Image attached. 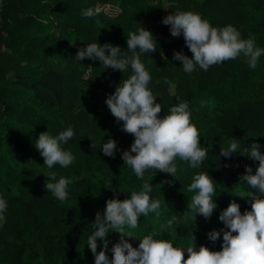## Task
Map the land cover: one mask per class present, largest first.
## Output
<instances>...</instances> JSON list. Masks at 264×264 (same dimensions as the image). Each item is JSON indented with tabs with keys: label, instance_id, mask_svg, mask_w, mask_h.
<instances>
[{
	"label": "trees",
	"instance_id": "trees-1",
	"mask_svg": "<svg viewBox=\"0 0 264 264\" xmlns=\"http://www.w3.org/2000/svg\"><path fill=\"white\" fill-rule=\"evenodd\" d=\"M88 8L97 14L84 17ZM177 10L198 12L216 27L230 24L242 38L252 36L264 48V0H0V196L8 204L0 227V264H94L87 240L97 211L102 213L110 198L122 200L131 190H140L144 180L152 184L151 198L161 201V215L140 216L136 229L126 227L136 236L124 237L133 247L142 236L155 233L176 246L194 239L197 248L203 244L218 251L223 232L216 242L207 233L224 229L220 212L232 200L241 212L251 209L249 198L239 195L253 190L239 179L246 165L255 172L258 161L240 152L255 142L264 154V55L255 69L241 54L207 71L197 65L192 73L184 72L173 59L174 51L192 53L183 35L173 37L162 22ZM140 27L157 40V50L140 53V58L162 106L160 115L186 101L201 146L208 150L199 168L177 160L176 176L150 169L140 180L123 164L122 152L130 149L134 137L122 130L106 97L132 74L131 67L121 73L104 69L99 60L75 58L79 48L91 43L118 45L122 56H131L127 35ZM84 93L92 94L91 103L82 102ZM69 126L74 136L61 146L75 160L67 168L57 164L48 169L36 139L40 132L56 136ZM109 138L117 142L114 157L102 152ZM233 140L240 145L237 152L220 155L221 147ZM49 171L57 179L62 175L74 181L63 202L46 191ZM199 172H208L216 188L217 207L210 219L189 209L193 193L186 189ZM173 217L170 228L161 227ZM106 239L111 260L120 233L109 232ZM97 244L100 251L99 238Z\"/></svg>",
	"mask_w": 264,
	"mask_h": 264
},
{
	"label": "clouds",
	"instance_id": "clouds-1",
	"mask_svg": "<svg viewBox=\"0 0 264 264\" xmlns=\"http://www.w3.org/2000/svg\"><path fill=\"white\" fill-rule=\"evenodd\" d=\"M96 14L92 8L82 12L86 18ZM162 22L170 26L173 37L183 35L192 53L191 57L183 51H174L173 54V59L181 62L186 73H192L197 65L207 71L210 66L234 60L241 54L246 58L248 66L255 69L258 59L264 55V48L256 46L254 37L242 38L240 31L230 24L213 26L198 12L177 10L165 16ZM126 44L131 56H122L120 46L111 43L87 44L79 48L75 56L77 61L85 58L99 60L104 69L110 67L121 73L128 66L132 69V74L120 81L115 91L106 97L111 114L117 122H122V130L134 137L130 149L122 152L123 164L128 165L140 180H144L145 172L150 169L176 176L177 160L194 169L199 168L207 158L208 150L201 146L198 129L191 122L188 103L181 100L161 116L162 106L157 103V97L149 88L151 75L141 61L140 53L155 52L156 38L150 30L140 27L128 33ZM164 82L170 83L167 78ZM73 136L71 126L56 136L47 131L39 133L35 147L48 169H53L57 164L67 168L74 162L75 156L61 146ZM101 148L108 157H114L118 150L117 142L112 138L104 142ZM238 148L240 145L233 140L227 147H221L220 155L231 157ZM259 148L260 145L253 142L240 152V155L258 161L255 172L246 165V172L239 179V182H245L253 190L247 195H239L241 198H249L251 209L241 212L240 205L232 200L219 214L224 229H213L207 233L209 240L216 242L223 232L220 250H212L203 244L197 248L194 239L187 246H176L168 239L156 238L155 233L139 238L138 247H133L124 239L126 236L136 237L125 229H136L140 216L147 217L149 213H155L157 217L161 215V201L151 198L152 184L144 180L140 190H131L130 196L122 200L110 198L103 212L97 211L92 222L94 232L87 240L95 258L94 264H264V154ZM45 176L48 178L45 182L46 191L51 192L57 200L65 201L69 195L68 185L74 181L62 175L57 179L55 171H49ZM186 192L193 193L189 209L194 215L199 213L205 219H210L217 205L213 199L216 188L208 172L195 174ZM7 207L6 199L0 196V227L6 219L4 213ZM174 220L175 217L169 219L161 227L170 228ZM112 231L119 232L121 239L112 246L110 260L106 237ZM98 238L103 242L100 251H97Z\"/></svg>",
	"mask_w": 264,
	"mask_h": 264
},
{
	"label": "rangeland",
	"instance_id": "rangeland-1",
	"mask_svg": "<svg viewBox=\"0 0 264 264\" xmlns=\"http://www.w3.org/2000/svg\"><path fill=\"white\" fill-rule=\"evenodd\" d=\"M92 100H93L92 94H90V93H87L86 95H85V93L83 94L82 102H84L86 104V103H91Z\"/></svg>",
	"mask_w": 264,
	"mask_h": 264
}]
</instances>
